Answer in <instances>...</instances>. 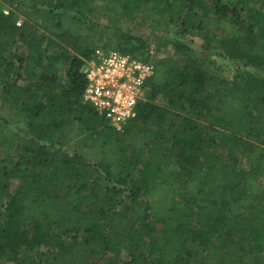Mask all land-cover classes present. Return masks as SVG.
Instances as JSON below:
<instances>
[{
	"label": "trees",
	"instance_id": "obj_1",
	"mask_svg": "<svg viewBox=\"0 0 264 264\" xmlns=\"http://www.w3.org/2000/svg\"><path fill=\"white\" fill-rule=\"evenodd\" d=\"M25 1L37 33L0 10L1 100L26 134L0 128V264H264V76L150 61L120 129L81 100L103 30L144 61L131 19L255 66L260 12L248 0H96L100 25L84 12L95 0Z\"/></svg>",
	"mask_w": 264,
	"mask_h": 264
},
{
	"label": "rangeland",
	"instance_id": "obj_2",
	"mask_svg": "<svg viewBox=\"0 0 264 264\" xmlns=\"http://www.w3.org/2000/svg\"><path fill=\"white\" fill-rule=\"evenodd\" d=\"M262 3L263 0H248L249 6L257 9L260 12V15L264 17V8L262 9ZM0 5V7L6 9L7 12H12L16 23H21L23 19H27L34 26V17L31 15V9L25 0H0ZM84 9L88 18L100 25L105 24V17L98 1L95 0L88 3ZM244 17L245 15L241 12V19ZM257 26L258 22H255L254 30ZM129 27L132 34L138 35L145 40L147 49L144 56H146V59L151 62L161 59L169 65L179 60L182 56L189 55L193 58H197V60L201 62L202 67H207L208 71L219 78H226L231 73H251L258 76H264V59H261L259 64L252 66L243 63L242 61L227 58L221 54L220 42L218 41H202L201 38L196 36L190 37L188 35L177 33L175 29H171L167 34L152 33L146 27L145 23L138 19H131ZM33 28H35L36 33L39 31L38 27L34 26ZM97 36V46L94 48L93 52L96 50H115L113 47L117 42V38L110 35L109 30H103L102 35ZM176 42L181 43L189 50H180L177 48ZM103 43H108V46H103ZM65 44L67 45V43ZM23 45L22 40H17L12 47H14L16 51H19L22 49ZM57 76L58 78L62 77L60 71ZM0 128L2 129L3 135L9 140L12 139L10 136L11 133L26 135L20 131L22 129V125L15 123L13 109L9 108L6 103L1 100V94ZM25 138L31 139L28 136ZM73 140V136H71L68 141H70L71 144ZM262 179L264 180V176H262ZM15 184L16 181L13 182L11 188L15 187ZM261 242L263 248L260 252V259L264 260V238L261 239Z\"/></svg>",
	"mask_w": 264,
	"mask_h": 264
},
{
	"label": "built area",
	"instance_id": "obj_3",
	"mask_svg": "<svg viewBox=\"0 0 264 264\" xmlns=\"http://www.w3.org/2000/svg\"><path fill=\"white\" fill-rule=\"evenodd\" d=\"M3 13L7 10L0 7ZM152 63L118 50L93 52L85 62L81 100L92 106L115 129L134 117Z\"/></svg>",
	"mask_w": 264,
	"mask_h": 264
}]
</instances>
